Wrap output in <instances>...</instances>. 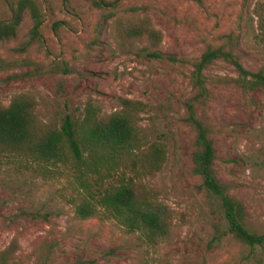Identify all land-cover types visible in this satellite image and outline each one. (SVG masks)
I'll list each match as a JSON object with an SVG mask.
<instances>
[{"label":"rangeland","instance_id":"rangeland-1","mask_svg":"<svg viewBox=\"0 0 264 264\" xmlns=\"http://www.w3.org/2000/svg\"><path fill=\"white\" fill-rule=\"evenodd\" d=\"M17 0H0V22L9 20ZM42 14V42L26 51L16 47L28 37L32 19L25 14L17 36L0 44V102L14 93L34 95L42 114L66 113L79 118L86 102L103 112L116 108L117 97L141 99L149 105L142 124L156 128L167 145V161L150 180L171 214L166 236L156 246L139 233H127L114 221L74 214L72 190L64 176L32 177L0 174V250L16 237L21 264H264V254L225 230L218 202L199 190L191 173L193 131L183 121L182 101L190 94V62L207 43L234 33L239 37L245 69L264 67V46L255 40L256 0H105L116 14L148 16L163 34L160 53L179 60L118 51L109 19L96 38L101 9L86 0H33ZM23 59L30 63L25 64ZM31 70L30 75L7 77ZM205 74L209 89L208 119L213 127L216 172L231 185L243 204L247 226L264 232V91L243 94L213 82L235 76L231 65L217 61ZM20 209L48 213L46 219L14 218ZM44 239L54 244L38 261L31 252Z\"/></svg>","mask_w":264,"mask_h":264},{"label":"trees","instance_id":"trees-1","mask_svg":"<svg viewBox=\"0 0 264 264\" xmlns=\"http://www.w3.org/2000/svg\"><path fill=\"white\" fill-rule=\"evenodd\" d=\"M101 9L96 24V38L104 24L110 27L118 51L124 56L145 53L154 58L177 62L176 56L160 53L161 30L148 16L128 18L116 14L113 3L86 0ZM25 14L32 19L28 37L16 47L24 52L32 43L42 42L39 27L41 12L33 0H17L9 20L0 22V44L17 36ZM256 20L255 40L264 46V0L252 7ZM218 44L207 43L190 62V94L183 99V121L193 131L191 173L200 180L199 190L220 207L225 230L238 242L258 248L264 254V232L247 226V215L241 201L231 193V185L219 179L216 172V150L213 127L208 119L209 89L205 71L217 61L234 69L235 76H217L214 83L233 86L244 95L264 91V67L245 69L240 61L239 37L232 32L217 38ZM23 63L29 64L27 59ZM13 62L0 60V69ZM31 70L7 77L30 75ZM44 103L34 95L14 93L6 104L0 102V174L28 173L32 177L64 176L71 186L74 214L79 219L96 217L119 224L127 233H139L153 247L166 236L171 222L168 208L159 200L150 180L163 169L168 155L167 145L157 135L156 128L144 126V114L149 105L141 99L117 97L116 108L103 112L92 101L86 102L79 118L65 114L59 119L44 116ZM14 218L46 219L48 213L20 209ZM54 244L44 239L32 253L38 261ZM19 243L12 237L0 250V264H21Z\"/></svg>","mask_w":264,"mask_h":264}]
</instances>
